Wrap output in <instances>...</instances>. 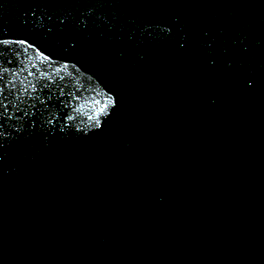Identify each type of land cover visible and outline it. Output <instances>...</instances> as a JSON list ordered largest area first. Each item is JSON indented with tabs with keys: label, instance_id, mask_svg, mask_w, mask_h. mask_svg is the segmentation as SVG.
I'll list each match as a JSON object with an SVG mask.
<instances>
[{
	"label": "water",
	"instance_id": "obj_1",
	"mask_svg": "<svg viewBox=\"0 0 264 264\" xmlns=\"http://www.w3.org/2000/svg\"><path fill=\"white\" fill-rule=\"evenodd\" d=\"M0 38V264H264V0H0Z\"/></svg>",
	"mask_w": 264,
	"mask_h": 264
},
{
	"label": "snow or ice",
	"instance_id": "obj_2",
	"mask_svg": "<svg viewBox=\"0 0 264 264\" xmlns=\"http://www.w3.org/2000/svg\"><path fill=\"white\" fill-rule=\"evenodd\" d=\"M11 44H16V45H27V47L31 48L34 47L33 44L29 43V41L27 40V38H18V39H10V38H0V46H4L7 47ZM41 55H44L43 53H41ZM44 59L47 60L48 57L44 56ZM10 65L12 64V61L8 62ZM24 69H20V71H23ZM12 76L13 78L16 77L17 72L16 71H12L7 67H4L2 65H0V118H3L4 115L7 113L8 111V104L6 103V101L8 100V96L5 95L6 92L11 93L12 90H15L17 95L19 94V92L21 91L20 88H17L16 83L14 82V79L12 80H8L6 79L7 76ZM28 76H32L33 73L31 71H29L27 73ZM41 79H44V77L42 76ZM61 80H63V77H60ZM44 87H50V85H44ZM29 88H31L32 92H36L38 91L37 87L35 84H33L31 81H29ZM25 93H28V88H24L22 89ZM39 91H43V89H39ZM60 93L61 95L64 94L63 89H60ZM48 99H51V97L49 96ZM40 103H44V101H40ZM111 103V101H110ZM101 111H103V109H101ZM9 119H11V117H8ZM49 122H51L49 120ZM2 124H0V128H2ZM2 134V133H0Z\"/></svg>",
	"mask_w": 264,
	"mask_h": 264
}]
</instances>
